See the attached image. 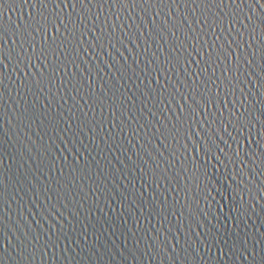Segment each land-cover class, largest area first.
Masks as SVG:
<instances>
[{"label": "water", "instance_id": "1", "mask_svg": "<svg viewBox=\"0 0 264 264\" xmlns=\"http://www.w3.org/2000/svg\"><path fill=\"white\" fill-rule=\"evenodd\" d=\"M0 264H264V0H0Z\"/></svg>", "mask_w": 264, "mask_h": 264}]
</instances>
